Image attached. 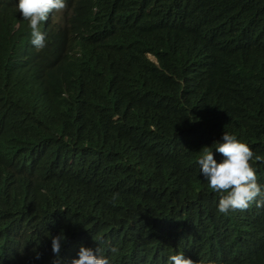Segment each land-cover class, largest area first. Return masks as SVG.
I'll return each instance as SVG.
<instances>
[{
  "label": "trees",
  "instance_id": "obj_1",
  "mask_svg": "<svg viewBox=\"0 0 264 264\" xmlns=\"http://www.w3.org/2000/svg\"><path fill=\"white\" fill-rule=\"evenodd\" d=\"M65 2L41 23L37 50L18 0H0V264L55 262L61 232V255L92 237L116 264H158L161 254L166 264L178 252L264 264V207L211 215L213 240L238 237L227 255L207 254L166 236L159 215L173 188L141 196L123 172L147 156L160 173L174 148L212 147L224 132L264 158V0ZM252 163L264 186V162ZM58 168L73 180L75 211L43 192L42 174Z\"/></svg>",
  "mask_w": 264,
  "mask_h": 264
},
{
  "label": "clouds",
  "instance_id": "obj_2",
  "mask_svg": "<svg viewBox=\"0 0 264 264\" xmlns=\"http://www.w3.org/2000/svg\"><path fill=\"white\" fill-rule=\"evenodd\" d=\"M16 7L22 18L28 21L31 44L40 50L45 47L46 39L40 28L41 23L46 22L54 11H63L67 5L65 0H18ZM185 145H188L189 152L185 146L181 149L174 148L169 155L168 167L160 173H155L147 156L128 164L123 172L135 176L130 189L138 186L141 196L146 189L150 191L158 187L163 192L173 188L169 200L172 205L168 210L162 208L159 215V221L171 242L180 245L181 241L186 240V245L196 247L204 253L211 254V250H217L227 255L237 245V230L215 241L204 229V224L213 214L238 216L237 213L248 212L253 203L258 208L264 207V186L258 183L252 163L253 160L264 162V158L256 155L248 144L227 132L212 147H202L200 139L190 140ZM213 148L222 155L220 162L214 158ZM42 175L45 177L42 182L43 192L53 191L58 209L61 212L75 211L77 196L70 175L59 168ZM89 238L86 244L76 245L68 253L73 254L65 264H116L106 252L105 245ZM64 239L62 232L51 237V248L56 261L51 260L50 264H59L68 255H61ZM109 252L115 255L119 249L110 246ZM35 258H40L39 253ZM158 264H162V254ZM166 264L214 262L208 258L193 261L186 258L183 252H178L168 255Z\"/></svg>",
  "mask_w": 264,
  "mask_h": 264
}]
</instances>
